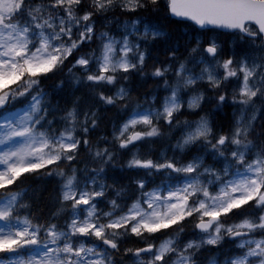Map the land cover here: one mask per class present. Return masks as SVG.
<instances>
[{
    "label": "snow or ice",
    "instance_id": "obj_1",
    "mask_svg": "<svg viewBox=\"0 0 264 264\" xmlns=\"http://www.w3.org/2000/svg\"><path fill=\"white\" fill-rule=\"evenodd\" d=\"M0 264H264V0H0Z\"/></svg>",
    "mask_w": 264,
    "mask_h": 264
}]
</instances>
